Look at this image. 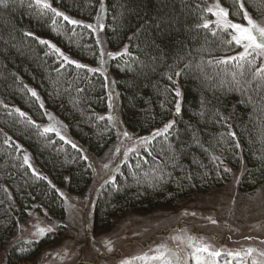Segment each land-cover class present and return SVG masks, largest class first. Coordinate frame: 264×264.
Segmentation results:
<instances>
[{
    "label": "trees",
    "instance_id": "trees-1",
    "mask_svg": "<svg viewBox=\"0 0 264 264\" xmlns=\"http://www.w3.org/2000/svg\"><path fill=\"white\" fill-rule=\"evenodd\" d=\"M45 1L82 23H68L37 0H0V249L33 206L64 219L60 189L82 194L92 182L82 150L57 131L44 132L52 126L49 112L96 155L118 141L117 126L105 115L107 76L89 70L100 62L101 48L95 29L84 25L95 22L102 4L105 41L121 53L112 57L109 70L117 82L123 124L148 134L175 123L102 186L94 229L111 225L123 213L149 212L206 194L230 181L231 170L242 163L239 189L250 194L264 185V79L254 76L264 57L243 70L235 61L219 63L243 48L227 43L231 30L202 26L215 21L207 9L215 10L217 2L228 9L230 20L244 24L243 11L253 19L264 15V0ZM27 154L41 173L24 163ZM56 235L13 245L6 264L36 257Z\"/></svg>",
    "mask_w": 264,
    "mask_h": 264
},
{
    "label": "rangeland",
    "instance_id": "rangeland-1",
    "mask_svg": "<svg viewBox=\"0 0 264 264\" xmlns=\"http://www.w3.org/2000/svg\"><path fill=\"white\" fill-rule=\"evenodd\" d=\"M98 16L99 19L97 17L92 25L104 55H101L94 69L103 71L107 76L111 107L105 115L113 117L118 141L103 154L96 155L74 139L66 125L49 112L51 127L80 148L87 157L93 179L87 191L82 194L70 193L67 188L60 189L67 210L64 219L49 216L33 206L26 219L18 220L13 234L0 249V264H6V255L13 245L42 238L36 234L38 228H51L52 231L45 235L55 233L56 239L44 245L36 257L19 264H120L123 259L148 252L161 243H167L169 248L175 250L178 242L171 237L177 235L203 237L217 250L241 251L240 259L224 255L216 258L218 264H226V261L230 264H264V256L260 255L264 252V185L250 194L239 189V180L245 171L244 163L238 169L231 170L230 181L206 194L182 198L175 205L159 206L149 212L123 213L111 225L100 230L94 229V207L102 186L114 177L125 160L131 155L140 154L142 149L149 146L151 140L145 144L138 142L141 137H151L156 130L163 129L139 134L129 131L123 124L117 82L109 70V62L114 55H107L119 51L113 52L108 48L103 28L100 27L104 22V9ZM253 20L264 26V15ZM124 131L129 133L130 138L123 135ZM125 152L128 153L127 157ZM26 156L32 168L41 173L31 155ZM105 165L109 167L106 169ZM186 212L189 214L185 215ZM208 217L217 223L212 224ZM109 241L112 251H108ZM179 247L183 249L180 254L187 258L188 264H195L191 258V249L186 244H180ZM248 248L255 251L244 256L243 250ZM136 264L141 262L137 261Z\"/></svg>",
    "mask_w": 264,
    "mask_h": 264
},
{
    "label": "snow or ice",
    "instance_id": "snow-or-ice-1",
    "mask_svg": "<svg viewBox=\"0 0 264 264\" xmlns=\"http://www.w3.org/2000/svg\"><path fill=\"white\" fill-rule=\"evenodd\" d=\"M42 0H37V3H41ZM44 8H49L50 5L48 3H43ZM215 10L210 7L207 9L208 12L212 13L216 19L215 21H205L203 23L204 28H209L211 24H215L217 28H219L222 31L227 32L228 30H231L230 32V39L227 41L228 44H235L236 46H240L243 48V51L239 52L236 56H229L221 61L219 63L227 64L229 62L235 61L236 66L243 70L245 67V64L251 65L255 62L256 58L264 57V26H261L258 24L255 20H253L247 13V11H243V19L247 21V24H241V23H235L232 20L228 18L229 12L227 8L222 7L218 2L214 5ZM239 8L241 10L244 9V4L240 2ZM101 9H103V4L101 5ZM52 11L57 16H62L65 21L72 25H79L82 22L76 19H72L67 15H64L62 12L57 11L56 9H52ZM239 14V13H238ZM99 19V16H98ZM86 28H93V25L88 24L84 25ZM101 28H103V25H100ZM215 34V32L213 33ZM31 35V33H29ZM99 43V41H97ZM40 43L42 44H50L49 41L40 40ZM56 52L60 53L61 56H63V53L60 51L59 48H57L54 44L50 45ZM127 48H125L124 53L126 54ZM101 55L103 56L104 53L102 52ZM108 56L113 55H121V53H107ZM65 61H68V57H63ZM71 63H76L75 61H71ZM77 67H86L84 65L77 64ZM90 71H99V69H89ZM233 81L236 82L238 85L240 82L236 80L237 73L233 72L232 74ZM240 75H243V71H241ZM254 76H258L261 79H264V64H261L259 67L255 69ZM171 79V77H169ZM32 95L35 97L37 96V93L34 90H31ZM176 95H180L179 89L176 90ZM41 107H43V104H41ZM109 107H111V104H109ZM17 112L20 113L21 116H26V113L20 112L19 109H16ZM176 111H180L179 103H177ZM100 119H104V117H100ZM109 120H112L113 117L110 115L108 116ZM34 123V122H33ZM174 121H170L168 124H165L163 129L156 130L154 133H152L151 137H141L139 139L140 144H145L151 139H155V137L160 136L162 134L168 133L169 129H171L174 125ZM49 131H57V135H59L58 130L52 128V127H46L44 129V132ZM123 135L125 137H129V133L127 131L123 132ZM232 137H235V133H230ZM61 139H64V137L61 136ZM7 142V141H6ZM70 143V141H69ZM73 147H76L75 144L72 145ZM236 147H239V143H236ZM134 149H129V151H133ZM117 152H119V148H117ZM127 152H125V157H127ZM87 159V157H85ZM213 159H219L218 157H213ZM24 163L28 164L29 167H31V164H29L28 157H24ZM106 169L109 167L108 165L104 166ZM118 170V169H117ZM226 172L230 171V169L225 168ZM63 195V194H62ZM189 213H185V215H188ZM191 215H196V213H191ZM209 221L212 224H216L217 221L215 219H212L211 217H208ZM52 229L48 228H38L37 235L43 237L46 232H51ZM173 241L178 242L177 248L174 250L172 248H169L167 243H161L157 245L154 249H149L148 252H144L140 255L133 256L131 258L123 259L120 264H136L137 261L141 262V264H188V260L186 257H183L180 253L183 251L179 247L180 244H186L187 247L191 249V258L195 261V264H218V261L216 258H219L221 256H228L232 257L233 259H240L241 258V251H223V250H217L214 248V246L210 243H208L203 237H195V236H173L171 237ZM246 239H251V237H246ZM108 251H112L111 242H108ZM255 249L248 248L246 250H243L244 256L251 255ZM261 256H264V252L260 253ZM226 264H230L229 261H226Z\"/></svg>",
    "mask_w": 264,
    "mask_h": 264
},
{
    "label": "bare ground",
    "instance_id": "bare-ground-1",
    "mask_svg": "<svg viewBox=\"0 0 264 264\" xmlns=\"http://www.w3.org/2000/svg\"><path fill=\"white\" fill-rule=\"evenodd\" d=\"M44 2H46L45 0H44ZM49 3V2H48ZM39 4H42L43 5V2H41V3H39ZM49 5H50V7L49 8H53V6L49 3ZM103 11V9H101L100 10V12H102ZM84 23H86V22H84Z\"/></svg>",
    "mask_w": 264,
    "mask_h": 264
}]
</instances>
